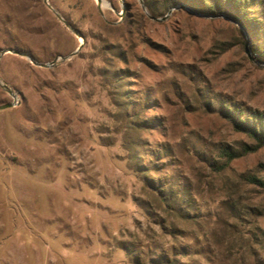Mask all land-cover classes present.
<instances>
[{
    "label": "rangeland",
    "instance_id": "1",
    "mask_svg": "<svg viewBox=\"0 0 264 264\" xmlns=\"http://www.w3.org/2000/svg\"><path fill=\"white\" fill-rule=\"evenodd\" d=\"M246 3L245 28L199 0H0V264H264Z\"/></svg>",
    "mask_w": 264,
    "mask_h": 264
},
{
    "label": "trees",
    "instance_id": "2",
    "mask_svg": "<svg viewBox=\"0 0 264 264\" xmlns=\"http://www.w3.org/2000/svg\"><path fill=\"white\" fill-rule=\"evenodd\" d=\"M186 4L188 0H181ZM199 6L202 8H193L199 13H207L213 16L226 17L246 28L245 13L247 12L246 0H199ZM255 56L264 60L263 52H255ZM234 128L237 131L244 132L257 142V148L264 147V114L254 113L253 116L244 117L241 115V119L236 121L232 120ZM249 152V151H247ZM253 184L264 187V182L253 178L250 180Z\"/></svg>",
    "mask_w": 264,
    "mask_h": 264
},
{
    "label": "water",
    "instance_id": "3",
    "mask_svg": "<svg viewBox=\"0 0 264 264\" xmlns=\"http://www.w3.org/2000/svg\"><path fill=\"white\" fill-rule=\"evenodd\" d=\"M98 2H99V4H100V2H101V0H98ZM58 18H60V20H62L63 22H64V24L67 26V27H69L68 26V24L60 17V15H58ZM70 28V27H69ZM246 50H247V52H248V49H247V47H246ZM6 52H8V51H4L2 54H5ZM9 52H12V53H14V54H19L18 52H16V51H9ZM39 66H41V67H44V68H47V67H49V66H51V64L50 65H48V64H44V65H39ZM0 84H1V82H0ZM7 92L14 98V99H16V96H15V94H14V92L12 91V90H10V89H7ZM14 105L13 104H6V105H3V106H0V110H4V109H8V108H11V107H13Z\"/></svg>",
    "mask_w": 264,
    "mask_h": 264
}]
</instances>
